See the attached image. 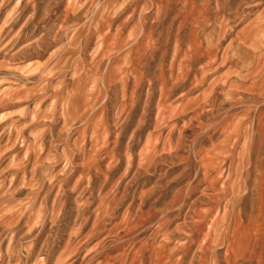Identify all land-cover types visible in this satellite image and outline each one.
<instances>
[{
    "label": "rangeland",
    "instance_id": "374dc122",
    "mask_svg": "<svg viewBox=\"0 0 264 264\" xmlns=\"http://www.w3.org/2000/svg\"><path fill=\"white\" fill-rule=\"evenodd\" d=\"M0 264H264V0H0Z\"/></svg>",
    "mask_w": 264,
    "mask_h": 264
}]
</instances>
